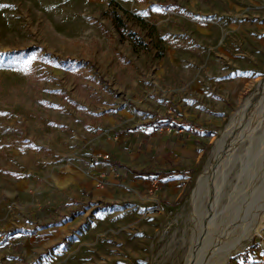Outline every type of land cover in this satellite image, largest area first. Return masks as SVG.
<instances>
[{
  "label": "rangeland",
  "instance_id": "1",
  "mask_svg": "<svg viewBox=\"0 0 264 264\" xmlns=\"http://www.w3.org/2000/svg\"><path fill=\"white\" fill-rule=\"evenodd\" d=\"M261 82L264 0H0V264H220L235 242L225 264H264V206L234 228L264 179ZM168 117L206 141L169 188L144 152Z\"/></svg>",
  "mask_w": 264,
  "mask_h": 264
},
{
  "label": "crops",
  "instance_id": "2",
  "mask_svg": "<svg viewBox=\"0 0 264 264\" xmlns=\"http://www.w3.org/2000/svg\"><path fill=\"white\" fill-rule=\"evenodd\" d=\"M192 130L189 128L188 123H185L180 132L174 130L169 133H151L150 135V140L144 152H149V156H153L152 163L155 164L156 168L152 170L158 173L164 187L169 188L170 185L174 187L175 184L184 185V182L188 181L194 173L195 165L202 153V146L206 141L199 131ZM165 159L172 165L169 164L167 168L163 167ZM114 162L111 159L100 168H95L94 174L101 172L106 173L108 177L115 176L116 174L110 171ZM127 176L131 183L137 182V184L147 185L145 174L138 175L137 177H140L138 180L134 179L133 177L136 176L131 175V173H127ZM109 185L112 186L108 188L110 191H114V188L117 187L114 186L113 181Z\"/></svg>",
  "mask_w": 264,
  "mask_h": 264
},
{
  "label": "bare ground",
  "instance_id": "3",
  "mask_svg": "<svg viewBox=\"0 0 264 264\" xmlns=\"http://www.w3.org/2000/svg\"><path fill=\"white\" fill-rule=\"evenodd\" d=\"M261 86H264L263 82H261ZM221 142V140L219 141ZM262 160V158H261ZM264 160V159H263ZM261 162H264V161H261ZM261 164V163H259ZM264 168V167H262ZM261 169V168H260ZM259 169H257L258 171ZM258 173V172H257ZM253 174V173H252ZM259 174V173H258ZM257 176V175H256ZM262 176V175H261ZM206 177V176H205ZM205 177L202 179L200 185L198 186V190H196V193L197 194L195 197H193L194 201H195V204L194 206L198 205V202L201 200L200 198L203 195V193L206 191V187H204V181L206 180ZM263 177V176H262ZM250 178V177H249ZM256 177L252 178L250 180V183H248L249 185H251V192H253L252 190H254V194L253 195H250V197L247 199L246 201V205L247 206V209L246 211H241L242 208H244V204H243V207L239 210L238 212V215H237V218L235 219V222H234V228L237 230V237L240 235V236H243L242 235V232H244V228L248 226L249 223H251V218L252 217V211L254 210L255 207L257 206H260V207H263L264 206V179L260 180L258 184H256V186L254 187V184L256 183L255 180ZM260 179V177H259ZM258 182V181H257ZM213 188V187H212ZM194 194V193H193ZM200 199V200H199ZM210 199V198H209ZM202 202V201H201ZM213 203V202H212ZM196 210V209H195ZM252 210V211H251ZM264 210V209H263ZM263 210H260V211H263ZM248 211V212H247ZM251 211V212H250ZM256 211V210H255ZM247 212V213H246ZM254 214V213H253ZM194 215V214H193ZM260 215V213H259ZM236 217V216H235ZM263 219V218H262ZM259 222V220H258ZM225 223V222H224ZM253 223V222H252ZM260 224H257V226L252 230V232H257L259 231L262 226H264V220H261L259 222ZM253 226V225H252ZM222 227V226H221ZM246 229V228H245ZM262 232V231H261ZM250 234V233H248ZM251 235V234H250ZM218 236V235H217ZM216 236V237H217ZM236 237V236H235ZM236 237V238H237ZM215 238V237H214ZM235 240V238H234ZM247 240V238H246ZM245 240V242H246ZM248 242V241H247ZM219 244V243H218ZM241 249V246L237 245L236 242L234 243V245L226 250L225 252H223L221 255L219 253H217L218 255H220V259H221V263L220 264H225L226 260L229 258V256H231L232 254H234L235 252L239 251ZM203 256V255H202ZM201 257V256H200ZM217 257V256H216ZM191 258V256H190ZM211 258V257H210ZM219 258V257H218ZM201 260V258H200ZM207 260V258H206ZM191 261V260H190ZM210 261V260H209ZM192 262V261H191ZM217 263V262H216Z\"/></svg>",
  "mask_w": 264,
  "mask_h": 264
},
{
  "label": "trees",
  "instance_id": "4",
  "mask_svg": "<svg viewBox=\"0 0 264 264\" xmlns=\"http://www.w3.org/2000/svg\"><path fill=\"white\" fill-rule=\"evenodd\" d=\"M175 2H176V0H173V3H175ZM128 16H129L130 19H133V20H137L138 19V17L135 16V15L128 14ZM108 18H109L112 26L114 27L115 31L122 38H126L128 36L133 35L132 33L125 32V28H124V25H123L121 19L118 17V15H116L114 13V11H110L108 13ZM168 119H170V121L168 122L169 125H166V126H170V128L172 129L171 131L178 130L179 128H183V125L185 124L184 122L176 121L175 119H173L171 117H168L167 119H160V121H163L164 122L163 124H165L166 123V120H168ZM239 254H243V252H241Z\"/></svg>",
  "mask_w": 264,
  "mask_h": 264
},
{
  "label": "built area",
  "instance_id": "5",
  "mask_svg": "<svg viewBox=\"0 0 264 264\" xmlns=\"http://www.w3.org/2000/svg\"><path fill=\"white\" fill-rule=\"evenodd\" d=\"M167 132H170L172 129L170 128V126H167L164 128ZM182 128H179L177 131H181ZM108 158V155L106 153H101V152H97L94 154V157L92 159H94V161L98 160V159H106ZM150 191V190H149Z\"/></svg>",
  "mask_w": 264,
  "mask_h": 264
},
{
  "label": "water",
  "instance_id": "6",
  "mask_svg": "<svg viewBox=\"0 0 264 264\" xmlns=\"http://www.w3.org/2000/svg\"><path fill=\"white\" fill-rule=\"evenodd\" d=\"M238 252H239V251H238ZM236 253H237V252H236ZM236 253H234V254H236ZM234 254H233V255H234ZM231 256H232V255H231ZM227 260H228V259H227ZM227 260H226V262H227ZM226 262H225V263H226Z\"/></svg>",
  "mask_w": 264,
  "mask_h": 264
}]
</instances>
